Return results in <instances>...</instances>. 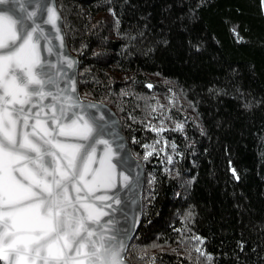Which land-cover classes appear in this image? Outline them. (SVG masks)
<instances>
[{
	"label": "trees",
	"instance_id": "1",
	"mask_svg": "<svg viewBox=\"0 0 264 264\" xmlns=\"http://www.w3.org/2000/svg\"><path fill=\"white\" fill-rule=\"evenodd\" d=\"M57 2L81 97L145 166L127 258L264 264V0Z\"/></svg>",
	"mask_w": 264,
	"mask_h": 264
},
{
	"label": "snow or ice",
	"instance_id": "2",
	"mask_svg": "<svg viewBox=\"0 0 264 264\" xmlns=\"http://www.w3.org/2000/svg\"><path fill=\"white\" fill-rule=\"evenodd\" d=\"M13 4L23 19L0 11V258L7 264H124L123 242L105 239L98 226L107 221L95 201L109 196L88 195L116 186L112 157L119 148L113 151L106 125L85 111L75 83H63L65 66L42 59L40 42L51 38L36 8L26 0ZM57 16L48 9V23L55 25ZM53 50L50 44L48 53ZM44 108L52 111L41 119ZM67 136L75 139H60ZM98 145L104 153L99 171L90 167Z\"/></svg>",
	"mask_w": 264,
	"mask_h": 264
},
{
	"label": "water",
	"instance_id": "3",
	"mask_svg": "<svg viewBox=\"0 0 264 264\" xmlns=\"http://www.w3.org/2000/svg\"><path fill=\"white\" fill-rule=\"evenodd\" d=\"M26 4L36 8L38 16L44 21L41 25L45 28L50 40H41V56L48 57L53 60L52 67H56L55 62L59 60V63L65 66L64 72L65 79L63 83L70 84L75 83L76 94L80 97L81 101L85 104V111L88 113H94L98 121L103 122L106 125V132L109 134L105 138H109L114 142L113 151L119 153L112 157V162L116 164L117 177H114L116 184L113 188L97 187L94 193H89V196L105 195L109 196L108 200H97L95 203L98 206H104L105 216L101 217V221H107V223L99 224V228L107 233L105 239L114 237L115 239L122 241L124 248L122 250V260L124 264H134L127 258V251L133 240L138 228L141 224L143 215V189L145 184V166L143 162L134 155L132 147L126 137L123 130L121 120L115 110L107 103L102 101L85 100L80 95L79 88V58L70 50L67 42L66 32L64 29V19L59 9L57 0H26ZM37 4L40 7H36ZM49 8H55L58 13L57 23L52 25L47 21V12ZM0 11H8L15 17L23 19V14L13 4V0H6L5 3H0ZM59 29V31H57ZM54 46V50L51 54L48 53V47ZM59 50L60 56L57 57L56 51ZM64 56L71 57L73 64L69 67L68 62L64 60ZM70 78V79H68ZM50 100L51 97L46 98ZM89 105L94 107H88ZM51 108H44L40 114L41 119H45L44 112L51 113ZM34 121H30L32 123ZM50 126H55L48 121ZM62 141H73L75 137L67 136L60 137ZM102 145H98V150L95 154V158L92 161L90 167L94 170H101L104 153L100 150ZM106 166V162L105 165ZM127 175L130 177L128 181H124L123 177ZM70 195L73 197L76 195L75 189H72ZM83 195V193H81ZM119 201V202H117ZM92 223V222H89ZM1 264H7L2 258H0Z\"/></svg>",
	"mask_w": 264,
	"mask_h": 264
},
{
	"label": "rangeland",
	"instance_id": "4",
	"mask_svg": "<svg viewBox=\"0 0 264 264\" xmlns=\"http://www.w3.org/2000/svg\"><path fill=\"white\" fill-rule=\"evenodd\" d=\"M83 99H85V98H83ZM85 100H90V99H85Z\"/></svg>",
	"mask_w": 264,
	"mask_h": 264
}]
</instances>
